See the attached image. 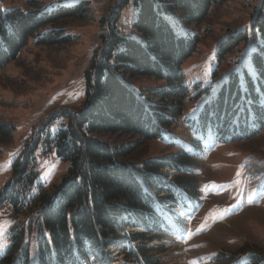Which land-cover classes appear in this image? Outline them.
<instances>
[{"label":"trees","instance_id":"trees-1","mask_svg":"<svg viewBox=\"0 0 264 264\" xmlns=\"http://www.w3.org/2000/svg\"><path fill=\"white\" fill-rule=\"evenodd\" d=\"M214 2L120 0L109 22L110 35L100 36L105 45L96 72L93 78L86 75L87 110L77 117L66 112L55 115L53 120L63 117L65 123L55 132L47 131L43 138L45 151L54 148L55 156L68 164L66 177L46 191L37 181L33 159H24L28 163L26 169L22 168L13 186L3 192L1 200L15 213L36 209V223L33 230L30 222L12 230L9 244L0 255V264H34V261L92 264L86 244L91 245L97 259L105 262L108 247L119 240L116 222L120 217L128 218L146 234L150 229L160 233L162 223L156 203L150 198L151 192H165L167 197L156 201L168 202L173 191L187 190V185H176L175 181L160 182V170L168 167L181 171L192 167L195 158L191 154L204 151L203 144L209 137L217 143L234 144L250 140L264 129V0L256 8L248 35L238 33L216 46L210 81H217L205 88L210 89V98L197 120L180 118L183 115L180 102L188 95L181 66L199 39L188 32L177 33L172 18L178 15L177 21L184 28L196 25L206 17ZM128 7H137L129 36L118 27ZM38 12L19 8L4 12L0 8V71L38 30L74 14L71 10L61 15ZM52 34L39 36V44L67 41V38L53 39ZM239 47L241 61L219 76L216 72L223 56ZM137 77H150L167 84L166 88L148 94L164 105V101L172 98L177 107L149 106L147 97L128 87ZM171 127L174 132H167ZM175 127L185 135L173 145L180 147L179 150L166 157L145 160L139 167L126 163V158L134 152L132 146L112 149L98 138L101 134H121L147 142L160 139L164 131L167 137L178 135ZM5 130L0 128V132ZM16 166L19 168L20 163ZM145 236L130 235V241L138 243L126 251V256L138 263L156 264L157 259L151 260L150 250L140 243L151 240ZM258 260L253 264L262 262Z\"/></svg>","mask_w":264,"mask_h":264},{"label":"rangeland","instance_id":"rangeland-1","mask_svg":"<svg viewBox=\"0 0 264 264\" xmlns=\"http://www.w3.org/2000/svg\"><path fill=\"white\" fill-rule=\"evenodd\" d=\"M119 2L0 0V8L4 12L15 8L23 11L37 9L38 14L45 15L74 11L73 16L64 17L38 30L14 60L0 71V128L6 129L0 132V222H6L0 232V253L9 244L14 228L22 223L26 226L29 222L32 230L35 227L36 209L15 213L9 204L1 200L3 192L13 186L15 177L22 174V168L26 169L28 163L24 159H33V168L38 173L37 181L46 191L66 177L68 164L55 156L54 148L45 151L43 138L47 131L55 132L65 123L63 117L53 120L55 115L66 112L77 117L87 110L86 75L93 78L96 72L100 52L105 45L100 36L103 33L110 35L109 22ZM261 2L215 0L206 17L187 28L179 24L178 15L172 18L177 33L188 32L199 39L193 53L181 66L183 85L188 88V95L178 106L183 110L180 118L197 120L203 105L209 102L210 89L206 91L205 88H210V82L217 81H210L216 46L238 33L248 35V26ZM136 16L137 7H128L122 13L118 27L128 36L130 24ZM58 31L60 34H55ZM49 32L54 33L53 39L67 38V41L60 40L53 45L39 44L38 37ZM241 49L239 47L223 56L216 72L219 76L236 61H241L243 55L240 57L238 53ZM128 87L141 97H147L149 106L177 107L172 98L164 101V105L148 94L157 88H166L164 82L137 77L130 81ZM175 129L178 135L167 137V132H174L171 127L167 132H162L160 139L147 142L140 141L137 136L121 134H101L98 138L107 142L112 149L132 146L134 152L126 158V163L139 167L145 160L166 157L179 150L180 147L177 149L173 145L183 140L185 135L180 128ZM203 147L201 153L191 154L195 158L192 167H185L175 174L159 171L160 182L175 181L176 185H187V190L169 194V202L174 204L172 208L165 210L156 206L163 221L161 227H165V230L149 236L143 234L145 239L150 237L151 240L140 243L150 250L151 260L157 259L156 264H209L212 259L215 260L213 264H253L257 259L262 261L259 264H264V194L259 195L264 187V129L254 138L234 144L217 143L209 137ZM19 163L21 168L16 166ZM153 195L155 191L151 192V199ZM197 197H200L199 202ZM180 204L190 209H201L191 222L181 218L171 221L162 212L167 211L174 218V211H178L176 206ZM118 220L116 235L122 239L130 233L142 232L133 228L134 225L132 228L128 226L132 224L128 218ZM172 231H183L187 233V238L183 243L176 242L170 236ZM30 242L34 244L31 238ZM123 244H111L103 263L97 258L91 259H95V264H139L123 251L120 252L119 249L126 247L128 242L124 240ZM112 253H120L118 261H114Z\"/></svg>","mask_w":264,"mask_h":264},{"label":"bare ground","instance_id":"bare-ground-1","mask_svg":"<svg viewBox=\"0 0 264 264\" xmlns=\"http://www.w3.org/2000/svg\"><path fill=\"white\" fill-rule=\"evenodd\" d=\"M120 252H121V251H120ZM113 254H114V257H115V258H114V261H118V258H117V257H119V256H120V253H119V254H117V253H116V254H115V253H113Z\"/></svg>","mask_w":264,"mask_h":264},{"label":"snow or ice","instance_id":"snow-or-ice-1","mask_svg":"<svg viewBox=\"0 0 264 264\" xmlns=\"http://www.w3.org/2000/svg\"><path fill=\"white\" fill-rule=\"evenodd\" d=\"M238 175H239V173H238ZM4 223H6V222H0V232H2V230H3Z\"/></svg>","mask_w":264,"mask_h":264}]
</instances>
